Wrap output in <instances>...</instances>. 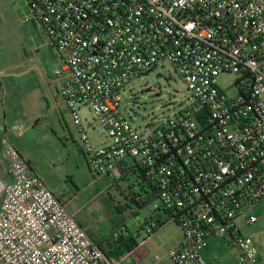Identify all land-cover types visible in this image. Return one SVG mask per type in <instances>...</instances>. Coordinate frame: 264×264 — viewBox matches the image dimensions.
Returning a JSON list of instances; mask_svg holds the SVG:
<instances>
[{
	"label": "built area",
	"instance_id": "obj_1",
	"mask_svg": "<svg viewBox=\"0 0 264 264\" xmlns=\"http://www.w3.org/2000/svg\"><path fill=\"white\" fill-rule=\"evenodd\" d=\"M20 1L55 52L57 92L80 132L83 105L105 128L100 147L81 134L83 151L123 205L143 211L137 230L151 236L175 222L183 238L173 264H218L203 254L213 238L227 240L239 264H264L242 233L264 201V0ZM161 62L190 102L143 134L120 92ZM224 73L237 76L234 95L218 83ZM0 132V264H122L130 252L107 255Z\"/></svg>",
	"mask_w": 264,
	"mask_h": 264
},
{
	"label": "rangeland",
	"instance_id": "obj_2",
	"mask_svg": "<svg viewBox=\"0 0 264 264\" xmlns=\"http://www.w3.org/2000/svg\"><path fill=\"white\" fill-rule=\"evenodd\" d=\"M30 15L23 1L0 0V126L91 238L96 243L113 242L115 233L126 232L124 226L137 230L143 211L135 214L126 208L120 190L109 178L91 171L81 134H86L95 148L108 143L106 130L89 105L79 108L81 132L74 123L56 89L61 80L54 75L58 68L55 52L43 41L44 33ZM236 81L233 73L218 77L220 87L229 95L235 94ZM120 97L123 114L143 134L153 133L190 102L185 82L168 62L133 79ZM254 212L260 220L243 224L242 233L264 251V201ZM137 238L141 244L122 264H173L170 251L183 236L179 226L170 221L151 236L140 231ZM203 254L218 264H239L237 251L225 239H211Z\"/></svg>",
	"mask_w": 264,
	"mask_h": 264
},
{
	"label": "trees",
	"instance_id": "obj_3",
	"mask_svg": "<svg viewBox=\"0 0 264 264\" xmlns=\"http://www.w3.org/2000/svg\"><path fill=\"white\" fill-rule=\"evenodd\" d=\"M125 230L126 232L121 231L117 233L118 236L114 237L115 240L113 242H98L97 244L111 257H117L125 252H131L140 244L137 238L140 232L127 227Z\"/></svg>",
	"mask_w": 264,
	"mask_h": 264
},
{
	"label": "crops",
	"instance_id": "obj_4",
	"mask_svg": "<svg viewBox=\"0 0 264 264\" xmlns=\"http://www.w3.org/2000/svg\"><path fill=\"white\" fill-rule=\"evenodd\" d=\"M58 87H59V86H57V88H56L57 90H58ZM0 177L3 178L4 180H7V176L4 175L3 173L0 174Z\"/></svg>",
	"mask_w": 264,
	"mask_h": 264
}]
</instances>
